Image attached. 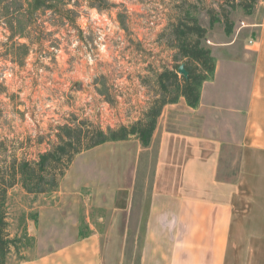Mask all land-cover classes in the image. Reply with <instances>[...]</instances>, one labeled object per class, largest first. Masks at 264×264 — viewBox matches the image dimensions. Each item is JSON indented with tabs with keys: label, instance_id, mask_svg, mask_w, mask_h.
Returning <instances> with one entry per match:
<instances>
[{
	"label": "rangeland",
	"instance_id": "374dc122",
	"mask_svg": "<svg viewBox=\"0 0 264 264\" xmlns=\"http://www.w3.org/2000/svg\"><path fill=\"white\" fill-rule=\"evenodd\" d=\"M260 2L253 19L264 13ZM237 4L40 0L36 9L35 0H0V171L16 159L38 160L66 126L107 131L136 122L156 97L157 73L180 59L167 29L189 17L186 11L208 31H217L225 26L226 10L235 27L252 18ZM211 10L220 19L213 25ZM210 44L207 38L204 45ZM240 152L238 146L225 147L221 178L237 180ZM156 153V145L144 150L131 136L76 155L50 194H29L17 183L7 194L10 232L25 236L24 224L32 220L46 234L43 246L68 243L79 231L87 234V218L124 216L131 201L136 221L148 200ZM34 242L23 241L15 262L35 253ZM135 247L132 233L127 248ZM137 260L132 253L130 264Z\"/></svg>",
	"mask_w": 264,
	"mask_h": 264
},
{
	"label": "crops",
	"instance_id": "0c3cea01",
	"mask_svg": "<svg viewBox=\"0 0 264 264\" xmlns=\"http://www.w3.org/2000/svg\"><path fill=\"white\" fill-rule=\"evenodd\" d=\"M254 14L230 35L224 27L208 31L215 72L200 105L181 98L163 109L149 146L157 153L148 200L136 221L131 201L124 216L87 218V234L46 247V234L26 220L35 253L18 262L13 255L9 264H130L132 253L137 264H264V13ZM229 146L241 150L236 181L220 177Z\"/></svg>",
	"mask_w": 264,
	"mask_h": 264
},
{
	"label": "trees",
	"instance_id": "16d2710c",
	"mask_svg": "<svg viewBox=\"0 0 264 264\" xmlns=\"http://www.w3.org/2000/svg\"><path fill=\"white\" fill-rule=\"evenodd\" d=\"M237 6L251 16L258 0H236ZM40 0H35L36 9ZM234 5V4H233ZM256 6V5H255ZM185 19L178 18L167 30L170 31L172 48L176 51L173 66L164 67L155 76L156 97L136 122L118 129H88L83 126H66L59 135V142L51 150L40 154L38 160H13L6 172L0 171V264H9L11 257L19 253L24 240H31L26 235L13 236L9 230L6 207L10 188L21 183L29 194H50L59 188L60 180L71 166L76 155L108 142L125 141L131 136L137 137L143 148H149L156 130L158 118L165 106L176 104L184 98L193 109L200 105L203 84L214 77L215 59L212 51L204 45L208 30L202 27L196 18L186 11ZM211 25L219 22L216 12L211 10ZM223 23L225 32L230 35L234 25L230 22L229 12L224 10ZM184 66L187 76L179 69Z\"/></svg>",
	"mask_w": 264,
	"mask_h": 264
},
{
	"label": "water",
	"instance_id": "95a60500",
	"mask_svg": "<svg viewBox=\"0 0 264 264\" xmlns=\"http://www.w3.org/2000/svg\"><path fill=\"white\" fill-rule=\"evenodd\" d=\"M179 73L181 75H184V76H187V71L184 69V66H181L180 69H179Z\"/></svg>",
	"mask_w": 264,
	"mask_h": 264
}]
</instances>
